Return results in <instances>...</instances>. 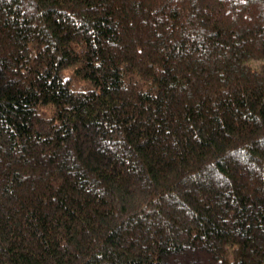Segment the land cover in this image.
<instances>
[{
  "label": "trees",
  "instance_id": "1",
  "mask_svg": "<svg viewBox=\"0 0 264 264\" xmlns=\"http://www.w3.org/2000/svg\"><path fill=\"white\" fill-rule=\"evenodd\" d=\"M0 264H264V0H0Z\"/></svg>",
  "mask_w": 264,
  "mask_h": 264
},
{
  "label": "rangeland",
  "instance_id": "2",
  "mask_svg": "<svg viewBox=\"0 0 264 264\" xmlns=\"http://www.w3.org/2000/svg\"><path fill=\"white\" fill-rule=\"evenodd\" d=\"M64 72H66V70H64Z\"/></svg>",
  "mask_w": 264,
  "mask_h": 264
},
{
  "label": "bare ground",
  "instance_id": "3",
  "mask_svg": "<svg viewBox=\"0 0 264 264\" xmlns=\"http://www.w3.org/2000/svg\"><path fill=\"white\" fill-rule=\"evenodd\" d=\"M66 76V75H65ZM43 110V109H42Z\"/></svg>",
  "mask_w": 264,
  "mask_h": 264
}]
</instances>
